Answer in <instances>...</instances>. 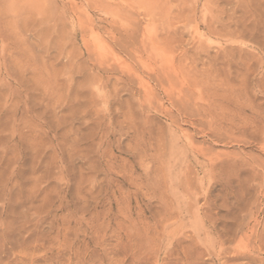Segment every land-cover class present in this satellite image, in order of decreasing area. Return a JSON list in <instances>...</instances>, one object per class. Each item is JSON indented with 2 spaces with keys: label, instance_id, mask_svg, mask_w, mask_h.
Masks as SVG:
<instances>
[{
  "label": "rangeland",
  "instance_id": "1",
  "mask_svg": "<svg viewBox=\"0 0 264 264\" xmlns=\"http://www.w3.org/2000/svg\"><path fill=\"white\" fill-rule=\"evenodd\" d=\"M88 1L0 0V264H264V0Z\"/></svg>",
  "mask_w": 264,
  "mask_h": 264
},
{
  "label": "bare ground",
  "instance_id": "2",
  "mask_svg": "<svg viewBox=\"0 0 264 264\" xmlns=\"http://www.w3.org/2000/svg\"><path fill=\"white\" fill-rule=\"evenodd\" d=\"M88 1V0H87ZM93 1H95V0H90V3L88 4L89 6L90 5H92V7L94 8V5L95 6H97V4H95V3H93ZM168 1H172V0H168ZM178 1H180V0H178ZM181 1H185V0H181ZM194 1V4H195V9H196V7H198L200 4L202 5V7H205L206 6V3H208V1L209 0H193ZM89 2V1H88ZM165 4V3H164ZM187 4V3H186ZM189 4V3H188ZM166 5V4H165ZM169 6V5H168ZM153 7V6H152ZM155 7V6H154ZM167 7V6H166ZM191 7V6H190ZM225 7V6H224ZM90 8V7H89ZM157 8V7H156ZM159 8V7H158ZM162 8V7H161ZM168 8V7H167ZM178 8V7H177ZM241 8V7H240ZM116 9V8H115ZM114 9V10H115ZM197 9H199V7L197 8ZM118 10V9H117ZM147 10H149V9H147ZM153 10V14H154V9H152ZM152 10L150 9V13H152ZM179 10V9H178ZM206 10V9H205ZM204 10V11H205ZM83 11V10H82ZM144 11H146V10H144ZM203 11V12H204ZM207 11V10H206ZM118 12V11H117ZM158 12V11H157ZM164 12V11H163ZM200 12H201V10H200ZM116 13V12H115ZM149 13V14H150ZM156 13V12H155ZM176 13V12H175ZM218 13V12H217ZM158 14V13H157ZM205 14V13H204ZM211 14V13H210ZM119 15V14H118ZM177 15V14H176ZM182 15V14H181ZM233 15V14H232ZM178 16H180V15H178ZM150 17H151V15H150ZM211 17V16H210ZM198 18V17H197ZM196 18V19H197ZM232 18V17H231ZM177 19V18H176ZM186 19V21H188V18L186 17L185 18ZM205 19H207V18H205ZM121 20V19H120ZM119 20V21H120ZM91 21V20H90ZM153 21V20H152ZM210 21V20H209ZM173 22H175V21H173ZM131 23V22H130ZM135 23H137V21L135 22ZM111 24H113V21H112V23ZM115 24V23H114ZM119 24V23H118ZM123 24V23H122ZM134 24V23H133ZM138 24V23H137ZM125 25V24H124ZM123 25V26H124ZM132 25V24H131ZM135 26H136V24H134ZM171 25H172V23H171ZM205 25V24H204ZM115 26H117V24H115ZM115 26H113V27H115ZM119 26H121V25H119ZM126 26V25H125ZM133 26V25H132ZM131 26V27H132ZM127 27H129V26H127ZM138 27V26H137ZM136 27V28H137ZM123 28V27H122ZM132 28H134V26L132 27ZM124 30V29H123ZM137 30H138V28H137ZM207 30L211 33V34H213L214 33V31H213V29H212V25H208V27H207ZM136 31V30H135ZM179 31V29H174V32H172V33H170V32H167V34H166V36H161V35H157V37H156V42H155V45L157 46V48L159 49V47H158V45H160L161 43L162 44H166V45H176V46H186V44L184 45V40H183V36L182 37H180L181 38V40H177V37L176 36H180V35H178V32ZM118 32H119V30H118ZM125 33H126V31H125ZM151 33V32H150ZM208 33V32H207ZM111 34V33H110ZM172 34H174L173 36H172ZM115 35V34H114ZM122 35V34H121ZM126 35L127 36H125V37H127V39L129 40L128 42H130V43H132V46H133V44H136V39H135V32L133 31V32H130V33H126ZM181 35H182V33H181ZM111 36H113V33H112V35ZM121 37H123V35L121 36ZM137 37H138V35H137ZM161 37V38H160ZM114 38V37H113ZM208 38V37H207ZM145 39V38H144ZM153 39V38H152ZM151 39V41L150 42H152L153 40ZM155 39V38H154ZM113 40V39H112ZM141 40V39H140ZM116 43V42H115ZM118 43V42H117ZM120 45H121V43H120ZM126 45H128V43L126 44ZM140 45V44H139ZM138 46V45H137ZM140 47V46H139ZM153 48V47H152ZM156 48V47H155ZM172 48V47H171ZM157 49V50H158ZM173 49V48H172ZM181 50V49H180ZM182 51V50H181ZM156 52V51H155ZM160 53V52H159ZM183 53V52H182ZM161 54V53H160ZM163 56V55H162ZM161 56V59L159 58V60H164V61H166V59L168 60V58L166 57H162ZM173 56H174V54H173ZM185 56V55H184ZM180 57V56H179ZM155 58H156V55H155ZM155 58H154V60H155ZM176 58V57H175ZM174 59V58H173ZM173 59H171V61L173 60ZM183 59V58H182ZM137 60H138V58H137ZM158 61V60H157ZM178 62V61H177ZM188 62V61H187ZM146 63V62H145ZM147 64V63H146ZM168 64V63H167ZM167 75V74H166ZM160 77V76H159ZM161 81V80H160ZM250 249V248H249Z\"/></svg>",
  "mask_w": 264,
  "mask_h": 264
}]
</instances>
